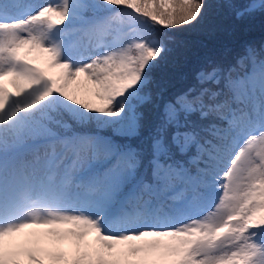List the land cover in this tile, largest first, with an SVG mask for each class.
I'll return each mask as SVG.
<instances>
[{
	"label": "snow or ice",
	"instance_id": "1",
	"mask_svg": "<svg viewBox=\"0 0 264 264\" xmlns=\"http://www.w3.org/2000/svg\"><path fill=\"white\" fill-rule=\"evenodd\" d=\"M208 7L0 0V264H264V45L170 98L154 77L171 39L156 26ZM147 104L154 131L128 143Z\"/></svg>",
	"mask_w": 264,
	"mask_h": 264
},
{
	"label": "trees",
	"instance_id": "2",
	"mask_svg": "<svg viewBox=\"0 0 264 264\" xmlns=\"http://www.w3.org/2000/svg\"><path fill=\"white\" fill-rule=\"evenodd\" d=\"M242 6L246 0H233ZM209 7L202 20L173 29L156 26L157 35L167 33L171 39L169 53L155 70L154 77L166 97L180 92L193 82L198 69L213 64L234 62L248 45H264V14L257 12L237 18L227 7V0H208ZM144 121L139 137L131 138L133 145L146 141L157 122L154 104L143 108Z\"/></svg>",
	"mask_w": 264,
	"mask_h": 264
},
{
	"label": "rangeland",
	"instance_id": "3",
	"mask_svg": "<svg viewBox=\"0 0 264 264\" xmlns=\"http://www.w3.org/2000/svg\"><path fill=\"white\" fill-rule=\"evenodd\" d=\"M40 2H44V0H40ZM35 63H36L37 67L42 68L48 75L55 76L56 73L59 71L58 69L49 68L47 65V62H46V58H44L42 56H38L37 59L35 60ZM7 87H8V90L10 92L14 91L11 88L10 84L7 85ZM78 87L81 88L82 90H84L85 94H88L87 90L92 89L94 86L89 81H87L83 75H81L80 77L77 78V80L72 85V88H78ZM208 210L211 211L212 209L209 208ZM14 239H16L17 241H22L23 236L20 235V236L15 237ZM89 239L91 240V239H93V237L90 236ZM69 247H70V244L64 245L65 250H68Z\"/></svg>",
	"mask_w": 264,
	"mask_h": 264
}]
</instances>
